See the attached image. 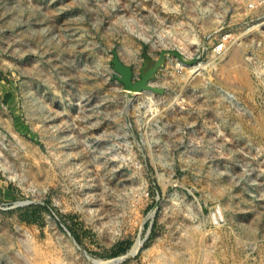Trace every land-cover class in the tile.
<instances>
[{"label":"rangeland","instance_id":"obj_1","mask_svg":"<svg viewBox=\"0 0 264 264\" xmlns=\"http://www.w3.org/2000/svg\"><path fill=\"white\" fill-rule=\"evenodd\" d=\"M0 264H264V0H0Z\"/></svg>","mask_w":264,"mask_h":264},{"label":"water","instance_id":"obj_2","mask_svg":"<svg viewBox=\"0 0 264 264\" xmlns=\"http://www.w3.org/2000/svg\"><path fill=\"white\" fill-rule=\"evenodd\" d=\"M113 64L115 69L120 73L118 78L130 89V90H140L144 88L146 85V81L149 77V73H146L142 76V78L136 82L131 80V72L128 67L123 65L120 60L115 57L113 60Z\"/></svg>","mask_w":264,"mask_h":264}]
</instances>
